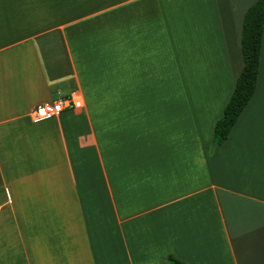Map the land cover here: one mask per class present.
I'll use <instances>...</instances> for the list:
<instances>
[{
    "label": "crops",
    "instance_id": "0c3cea01",
    "mask_svg": "<svg viewBox=\"0 0 264 264\" xmlns=\"http://www.w3.org/2000/svg\"><path fill=\"white\" fill-rule=\"evenodd\" d=\"M256 1L0 0V264H264V29L212 148Z\"/></svg>",
    "mask_w": 264,
    "mask_h": 264
},
{
    "label": "trees",
    "instance_id": "16d2710c",
    "mask_svg": "<svg viewBox=\"0 0 264 264\" xmlns=\"http://www.w3.org/2000/svg\"><path fill=\"white\" fill-rule=\"evenodd\" d=\"M264 29V0H257L245 12L242 22L240 47L242 69L235 81L231 97L213 131L212 148L222 145L239 115L253 96L256 86L261 39ZM166 264H185L173 256Z\"/></svg>",
    "mask_w": 264,
    "mask_h": 264
},
{
    "label": "built area",
    "instance_id": "2783aa9c",
    "mask_svg": "<svg viewBox=\"0 0 264 264\" xmlns=\"http://www.w3.org/2000/svg\"><path fill=\"white\" fill-rule=\"evenodd\" d=\"M83 102L77 93L72 92L68 96L59 97L50 103L35 106L29 112V118L33 123H40L58 118L67 111L83 113Z\"/></svg>",
    "mask_w": 264,
    "mask_h": 264
},
{
    "label": "rangeland",
    "instance_id": "374dc122",
    "mask_svg": "<svg viewBox=\"0 0 264 264\" xmlns=\"http://www.w3.org/2000/svg\"><path fill=\"white\" fill-rule=\"evenodd\" d=\"M177 85L178 84H171L172 89H169V92H177ZM186 90H191V91H197V90H206L203 87V84H185ZM173 101V100H171Z\"/></svg>",
    "mask_w": 264,
    "mask_h": 264
}]
</instances>
